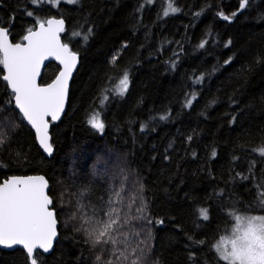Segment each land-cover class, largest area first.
I'll list each match as a JSON object with an SVG mask.
<instances>
[{
    "label": "trees",
    "instance_id": "obj_1",
    "mask_svg": "<svg viewBox=\"0 0 264 264\" xmlns=\"http://www.w3.org/2000/svg\"><path fill=\"white\" fill-rule=\"evenodd\" d=\"M168 2L80 0L54 9L0 0V27L13 43H23L37 18H63L62 39L80 58L66 113L51 123V158L8 103L0 66V132L8 137L0 183L43 175L59 223L53 253L37 251V264H96V249L78 230L79 210L106 209L116 193L132 214L141 198L147 206V219L129 225L140 233L132 238L148 245L146 264H226L214 245L234 225L232 214L264 215L257 197L264 191V0L243 9L242 0H172L179 12L164 16ZM59 71L50 63L41 85ZM93 115L103 132L87 123ZM31 259L21 248H0V264Z\"/></svg>",
    "mask_w": 264,
    "mask_h": 264
},
{
    "label": "snow or ice",
    "instance_id": "obj_2",
    "mask_svg": "<svg viewBox=\"0 0 264 264\" xmlns=\"http://www.w3.org/2000/svg\"><path fill=\"white\" fill-rule=\"evenodd\" d=\"M36 2L33 0V3ZM59 2L55 0V3ZM68 2L76 3L77 0ZM247 4L248 0H242L240 8L243 9ZM177 11L179 9L169 0L163 15ZM28 15L33 13L29 12ZM224 18L229 19L227 16ZM63 25V20L56 19L39 22V30L29 28L28 34L23 37L27 41L26 45L10 43L6 29L0 27V66L7 73L2 78L10 86L13 97L8 103L17 108L21 117L35 129L40 145L49 154L53 147L49 142L47 118L51 117L55 121L63 111L68 80L78 60L77 54L70 51L67 44L60 43L58 34L64 30ZM88 31L90 34L91 29ZM73 35L79 36L80 33ZM83 38L87 40L88 37L85 35ZM200 47H204V43ZM49 56L63 64V71L52 83L41 87L37 84V77L43 60ZM128 86L129 77L124 72L119 81L118 94L122 96ZM107 99L105 95L101 103ZM0 112H3V107H0ZM87 123L100 132L104 130V124L97 115H93ZM5 126L16 127L14 124ZM7 139V135L0 132V145ZM260 152L264 154V148ZM212 155H216L215 151ZM47 187L48 183L43 176H13L0 183V245H23L29 257H33L36 249L48 252L52 248L57 235V220L54 212L49 209L52 200L46 194ZM257 197L260 206L264 207V191H259ZM146 208L141 198V205L136 208L139 215L132 214L131 205L125 204L120 193H116L108 201L106 209L100 207L90 213L79 210L78 230L84 232L86 242L96 249V264H146L148 245L146 241L132 238L139 237L140 233L129 229L132 221L147 219L144 215ZM232 215L235 224L230 235L220 237L214 245L219 258L226 264H264V215ZM199 216L208 220V210L200 209ZM148 222L151 223L150 220ZM157 223L162 224L163 221ZM31 264H37V259L32 258Z\"/></svg>",
    "mask_w": 264,
    "mask_h": 264
},
{
    "label": "water",
    "instance_id": "obj_3",
    "mask_svg": "<svg viewBox=\"0 0 264 264\" xmlns=\"http://www.w3.org/2000/svg\"><path fill=\"white\" fill-rule=\"evenodd\" d=\"M48 19L63 20V21H64L63 29L65 30V28H66V22H65V20H64L63 18L51 17V18H48ZM45 26L47 27V25H45ZM37 30H39V24L36 26L35 29H33V31H37ZM64 30L58 34V35H59V39H60V43H61V44H65L64 41H63V39H62V33L64 32ZM6 31H7V30H6ZM7 34H8V31H7ZM27 34H28V33H27ZM27 34H26V35H27ZM8 38H9L10 43H12L13 45L17 44V43H13V42L11 41V39H10V37H9V34H8ZM22 44L26 45V44H27V41H23ZM67 45H68V44H67ZM68 48H69L70 51H72L69 45H68ZM72 52H73V51H72ZM76 54H77V53H76ZM77 57H78L77 63H76L75 68L73 69V71H72V73H71V76H70L69 80H68L67 94H66V98H65V103H64L63 111L60 113L59 118H58L57 120H55V121H53V120L51 119V117H48V118H47V119L49 120V136H50V140H49V142H50V143H51V135H50L51 123H55V124H56V123H59V122L63 119V117H64V115H65V113H66V110H67V105H68V100H69V92H70V85H71V82H72V80H73V78H74V76H75V73H76V71H77V69H78V67H79V62H80V58H79V55H78V54H77ZM50 63H56V64L59 65V67H60V71H59V73H60L61 71H63V64H62L59 60H57L55 57H53V56H49V57H47L46 59H44L43 62H42V64H41V67H40L39 75H38V77H37V84H38L39 86H41V87H45V86H47V85H41V79H42V76H43V73H44L46 67H47ZM3 69H4V68H3ZM4 73H5V75L7 74V73H6V69H4ZM59 73H58V75H59ZM58 75H57V76H58ZM55 79H56V78H55ZM55 79H54V80H55ZM54 80H53V81H54ZM53 81H52V82H53ZM52 82H51V83H52ZM9 88H10V86H9ZM10 90H11V88H10ZM16 109H17V108H16ZM17 111L19 112L18 109H17ZM24 120H25V122L31 127V129L33 130V132H34V134H35V136H36L37 144H38L39 148L41 149V151L43 152V154H44L47 158H51V157L53 156V154H54V149H53V151H52L51 154L47 153V152L44 150V148L40 145V143H39V138H38V135H37L36 132H35V129H34V128H33V127H32V126L26 121V119H24ZM51 144H52V143H51ZM52 147H53V146H52ZM30 176H43V175H30ZM43 177H44V176H43ZM11 178H12V177H11ZM11 178H9V179H11ZM44 178H45V177H44ZM9 179H8V180H9ZM45 180H46L47 183H48V187H47V189H46V194L49 195L50 184H49V182H48V180H47L46 178H45ZM49 198L51 199L50 196H49ZM51 200H52V199H51ZM49 209L52 210V211L54 212L55 219L57 220V215H56V212L52 209V204L49 205ZM58 227H59V223H58V220H57V226H56V228H57V235H56V237H55L54 240H53L52 248H51L48 252H43V250H41V249H36V250L34 251L33 257H30V258H34L35 253H36L37 251H41V252H42L43 254H45V255H50V254L53 253L54 248H55V244H56V242H57V240H58V237H59ZM0 248L3 249V250H8V251H12V250H15V249H17V248H21V249H23V250L27 253V250L24 248L23 245H13V246H11V247H7V246H2V245H0ZM27 255H28V254H27Z\"/></svg>",
    "mask_w": 264,
    "mask_h": 264
},
{
    "label": "rangeland",
    "instance_id": "obj_4",
    "mask_svg": "<svg viewBox=\"0 0 264 264\" xmlns=\"http://www.w3.org/2000/svg\"><path fill=\"white\" fill-rule=\"evenodd\" d=\"M79 1L80 0H77V2L76 3H69L68 2V0H60V2L57 4V3H55V0H37V2L36 3H33V5L35 6V7H42V6H45V5H48V6H52L54 9H58L59 8V6L61 5V4H68V5H76V4H78L79 3ZM173 6L175 7V8H177L174 4H173ZM167 7H168V3H167ZM166 7V8H167ZM179 11H177V12H175V13H172V12H170L168 15H166V16H169V15H173V14H176V13H178ZM165 16V15H164ZM37 21L38 22H41V21H45V18L44 17H42V18H37ZM116 161V160H115ZM239 215H244V214H239ZM235 221V220H234ZM235 224V223H234ZM234 226V225H233ZM232 226V227H233ZM228 235H230V231H229V233L226 235H223V236H228ZM222 236V237H223Z\"/></svg>",
    "mask_w": 264,
    "mask_h": 264
}]
</instances>
